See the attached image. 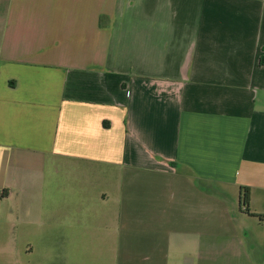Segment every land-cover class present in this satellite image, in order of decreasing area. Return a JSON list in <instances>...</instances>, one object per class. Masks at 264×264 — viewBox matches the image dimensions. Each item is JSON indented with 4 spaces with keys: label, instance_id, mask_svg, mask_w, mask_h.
<instances>
[{
    "label": "crops",
    "instance_id": "obj_1",
    "mask_svg": "<svg viewBox=\"0 0 264 264\" xmlns=\"http://www.w3.org/2000/svg\"><path fill=\"white\" fill-rule=\"evenodd\" d=\"M64 187L75 264H264V0H0V216Z\"/></svg>",
    "mask_w": 264,
    "mask_h": 264
},
{
    "label": "rangeland",
    "instance_id": "obj_2",
    "mask_svg": "<svg viewBox=\"0 0 264 264\" xmlns=\"http://www.w3.org/2000/svg\"><path fill=\"white\" fill-rule=\"evenodd\" d=\"M63 190L65 192L61 196V202L56 205L62 217L51 221L50 226L58 234L52 236L40 234V230L46 228L41 224L43 220L40 218L31 226L24 219V211L28 205L23 197L15 196L3 201L0 216V264H14L15 250L16 262L21 264H75V211L78 208H75V195L67 194L71 190L66 187ZM88 206V203L81 205V210L86 211ZM34 208L38 215L41 209L38 205H34ZM31 247L34 248V253L26 256L25 252Z\"/></svg>",
    "mask_w": 264,
    "mask_h": 264
},
{
    "label": "trees",
    "instance_id": "obj_3",
    "mask_svg": "<svg viewBox=\"0 0 264 264\" xmlns=\"http://www.w3.org/2000/svg\"><path fill=\"white\" fill-rule=\"evenodd\" d=\"M243 196H242V203L243 205L247 206L249 202V189L244 188L243 189Z\"/></svg>",
    "mask_w": 264,
    "mask_h": 264
}]
</instances>
